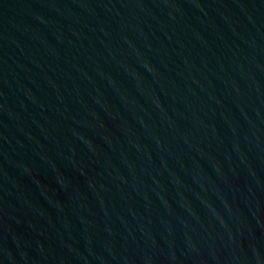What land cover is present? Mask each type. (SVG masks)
Here are the masks:
<instances>
[{
    "label": "water",
    "instance_id": "water-1",
    "mask_svg": "<svg viewBox=\"0 0 264 264\" xmlns=\"http://www.w3.org/2000/svg\"><path fill=\"white\" fill-rule=\"evenodd\" d=\"M0 264H264V0H0Z\"/></svg>",
    "mask_w": 264,
    "mask_h": 264
}]
</instances>
